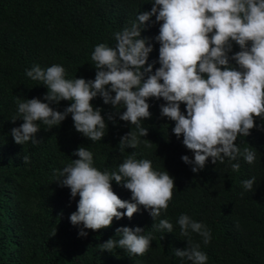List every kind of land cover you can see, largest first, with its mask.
<instances>
[{"label": "trees", "instance_id": "16d2710c", "mask_svg": "<svg viewBox=\"0 0 264 264\" xmlns=\"http://www.w3.org/2000/svg\"><path fill=\"white\" fill-rule=\"evenodd\" d=\"M151 0H0V264H191L174 255L176 248H186L188 241L199 244L206 253V264H264V120L257 117L256 127L247 137L240 136L241 152L248 148L256 159L247 163L243 156L236 161L211 162L194 173L182 156L194 154L183 144V137L172 132L175 122L161 115L163 99L149 100L150 119L141 121L148 136L139 137L136 148L120 144L135 125L119 119V111L104 104L101 97L92 101L102 109L108 123L105 136L91 141L76 131L71 114L50 130L42 122L36 134L38 143H15L11 130L24 121L18 116V99H44L47 85L34 81L27 71L36 65L46 69L61 65L66 78L94 79L96 68L91 60L97 45L116 47L115 33L136 21L141 12L150 11ZM142 31L153 45L148 63L159 67V23ZM234 45L233 52L239 51ZM114 95V93H113ZM46 102V101H45ZM71 101L51 106L63 111ZM182 111L185 105H181ZM114 120L108 119L109 116ZM80 146L93 153V166L101 171L118 172L128 157L148 159L154 170L169 172L175 179L173 198L167 211L154 218L140 207L131 219H114L110 227L98 231L74 226L70 215L77 210L79 196L61 187L57 171L78 159L73 155ZM27 156L29 161L24 162ZM232 163L240 169L233 171ZM255 177L252 189L243 182ZM114 191L124 200L131 192L112 181ZM120 211H126L121 209ZM201 222L210 231L211 240L190 232L181 236V215ZM161 219L173 224V232L158 227ZM121 226L141 227V235L152 238L144 255H131L117 246L104 250L103 243L122 238Z\"/></svg>", "mask_w": 264, "mask_h": 264}, {"label": "clouds", "instance_id": "9594fccd", "mask_svg": "<svg viewBox=\"0 0 264 264\" xmlns=\"http://www.w3.org/2000/svg\"><path fill=\"white\" fill-rule=\"evenodd\" d=\"M150 11L141 12L136 21L115 33L116 47L99 44L91 60L96 68L94 79L66 78V69L52 65L42 69L36 65L27 71L34 81H42L48 91L44 99L31 98L20 102L18 116L24 122L11 130L17 144L38 143L36 134L42 122L50 130L59 126L71 114L76 131L91 141L101 140L108 127L102 109L92 103L101 97L118 111L119 119L135 125L138 132L130 131L120 140L136 148L139 137L148 136V128L141 121L150 119L149 100L163 99L161 115L174 121L172 132L183 137L184 146L194 156H182L192 165V171H201L211 162L236 161L239 157L252 164L254 151L237 145L238 137H247L256 127V118L264 120V0H151ZM159 23L155 40L159 43V67L148 63L153 45L142 38V31L151 17ZM234 45L239 51L233 52ZM114 93V95H113ZM71 101L63 110L52 104ZM46 101V102H45ZM185 105L182 111L181 105ZM114 120L115 117L109 116ZM78 159L57 171L61 187L70 189L71 197L79 196L77 210L70 222L82 225L79 235L87 230L98 231L110 227L114 219H131L141 206L154 218L167 211L173 198L175 179L169 172L153 169L148 159L126 158L118 172L101 171L93 166V153L80 146L74 154ZM24 162L29 158L25 156ZM233 171L240 169L232 163ZM112 181L131 192V200L122 199L113 189ZM255 177L245 180L250 190ZM126 209V211H120ZM181 236L190 232L199 234L205 244L211 240L210 231L201 222L181 215L178 220ZM158 227L173 232V224L161 219ZM143 228L121 226L118 241L110 238L102 251L117 246L131 255H144L152 238L141 235ZM174 255L206 264V253L199 244L188 241L186 248H176Z\"/></svg>", "mask_w": 264, "mask_h": 264}]
</instances>
